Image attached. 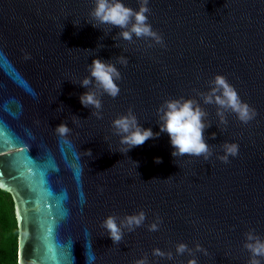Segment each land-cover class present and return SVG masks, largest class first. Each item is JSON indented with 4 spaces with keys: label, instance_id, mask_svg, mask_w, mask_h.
<instances>
[{
    "label": "water",
    "instance_id": "1",
    "mask_svg": "<svg viewBox=\"0 0 264 264\" xmlns=\"http://www.w3.org/2000/svg\"><path fill=\"white\" fill-rule=\"evenodd\" d=\"M122 3L140 7V0ZM147 6L162 45L125 41L110 25L94 28L87 22H94L95 0H0V189L15 202L19 264H135L145 256L149 264H249L245 234L264 238V0ZM119 56L128 60L116 65L120 93L101 97L98 119L80 103L88 89L79 83L93 60ZM217 75L256 111L252 121L229 112L222 124L217 106L203 104L197 93ZM181 97L208 114L210 160H175L167 133L118 152L115 119L132 109L158 133L157 110ZM62 123L71 130L65 137L55 131ZM224 143L239 146L229 163L217 158ZM141 211L144 225L125 229L120 244L101 227L110 216L119 223ZM153 223L158 231H149ZM181 243L194 256L177 255ZM155 249L173 259L154 256Z\"/></svg>",
    "mask_w": 264,
    "mask_h": 264
},
{
    "label": "clouds",
    "instance_id": "2",
    "mask_svg": "<svg viewBox=\"0 0 264 264\" xmlns=\"http://www.w3.org/2000/svg\"><path fill=\"white\" fill-rule=\"evenodd\" d=\"M148 3L149 0H140V7L137 11L126 7L122 0H95V7L90 13L94 22L87 23L94 28H99V25H110L112 29L113 27L119 28L120 32L117 36L128 42H132L135 37L136 39L153 40L156 44L162 45V37L153 31L149 23L148 14L150 9L147 6ZM113 39L116 40V37ZM98 47L101 48L103 45H98ZM117 64L126 67L128 60L124 56L117 57L116 63L95 59L88 66L89 75L79 83L81 87L88 89L79 97L80 103L85 108L95 109V111H92V115H95L98 119L103 118L101 114V97L106 94L116 98L120 93L117 82L122 80V76L116 66ZM197 95L204 105L217 106V116L222 124H227L225 113L229 112L234 113L244 124L249 123L256 116V111L240 99L235 88L221 75H217L209 83V91L198 92ZM207 115V112L195 99L181 97L167 100L157 110L160 132L154 133L151 128L144 129L132 109H129L126 115L118 117L112 124L115 130L114 134L120 137L121 148L118 152L127 155L133 148L144 145L150 139H158L162 133H167L174 149L172 156L175 160L183 157H202L205 161H208L214 155V152L212 146L205 142L204 137V131L211 127V124L206 122ZM55 131L61 137H65L71 130L66 124L62 123L55 128ZM215 138V134H213L212 139ZM222 151L224 154L217 158L223 163H229L230 157L238 156L239 146L236 143H224ZM85 154L91 156L92 152L89 150ZM134 163L138 168V162ZM155 163H162V160L156 158ZM145 220L146 214L141 211L138 214L126 216L123 220H119V223L117 217L110 216L103 222L101 227L108 232L114 244H120L124 238L125 229L128 232L135 231L136 228L144 225ZM158 230V223L149 226V231ZM245 238L244 248L250 253L249 264H262L264 238L256 235L254 230L246 233ZM195 252H202L207 255V251L200 245L196 246ZM185 253L194 256L193 250L186 244H178L176 254L183 255ZM153 255L173 259L171 252L165 253L160 249L153 250ZM135 264H149V261L145 256L143 259L135 261ZM188 264H198V260L195 258L190 259Z\"/></svg>",
    "mask_w": 264,
    "mask_h": 264
},
{
    "label": "trees",
    "instance_id": "3",
    "mask_svg": "<svg viewBox=\"0 0 264 264\" xmlns=\"http://www.w3.org/2000/svg\"><path fill=\"white\" fill-rule=\"evenodd\" d=\"M19 225L15 202L0 189V264H19Z\"/></svg>",
    "mask_w": 264,
    "mask_h": 264
},
{
    "label": "snow or ice",
    "instance_id": "4",
    "mask_svg": "<svg viewBox=\"0 0 264 264\" xmlns=\"http://www.w3.org/2000/svg\"><path fill=\"white\" fill-rule=\"evenodd\" d=\"M0 187H3L2 185H0Z\"/></svg>",
    "mask_w": 264,
    "mask_h": 264
}]
</instances>
